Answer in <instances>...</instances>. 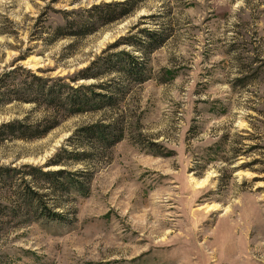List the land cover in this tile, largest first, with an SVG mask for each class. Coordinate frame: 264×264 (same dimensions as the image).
Wrapping results in <instances>:
<instances>
[{
	"label": "rangeland",
	"instance_id": "rangeland-1",
	"mask_svg": "<svg viewBox=\"0 0 264 264\" xmlns=\"http://www.w3.org/2000/svg\"><path fill=\"white\" fill-rule=\"evenodd\" d=\"M126 1L0 0V81L9 77L10 90L30 75L74 89L105 83L115 78L80 72L119 51L146 77L117 112L68 118L1 97L0 127L47 134L0 142V169L19 170L0 185V264H264V0H133L130 15L86 37L54 35L93 6ZM147 33L162 46L138 44ZM94 124L116 125L120 141L87 164L48 167ZM33 167L90 174L87 193L56 201L63 221L13 216L10 187L31 183Z\"/></svg>",
	"mask_w": 264,
	"mask_h": 264
},
{
	"label": "trees",
	"instance_id": "trees-1",
	"mask_svg": "<svg viewBox=\"0 0 264 264\" xmlns=\"http://www.w3.org/2000/svg\"><path fill=\"white\" fill-rule=\"evenodd\" d=\"M132 2L133 0H128L117 6L112 4L93 6L85 13L88 15L85 22L81 21V18L77 21H67L65 26L58 27L54 35L57 39L86 37L94 32L96 25L103 26L116 21L117 18L130 15L134 9ZM119 6L121 13L117 14V16L116 10L112 11V9ZM68 29L73 31L68 32ZM155 37L156 35L147 33V35L145 34V39L149 41L148 43L142 39H137L138 42H136L144 47L153 45L152 48H149L152 50L156 46H162L164 43V40L161 39L155 46V42H157ZM132 38L122 40L126 42L127 46L138 49L135 46L137 45L135 44L136 42ZM133 39L136 38L134 37ZM138 51L144 54L143 47L139 48ZM99 61L80 72L79 79L104 80L106 77H114L115 79H110L99 85L77 86L74 89L62 82H52L30 75L31 82L22 84L21 91L19 89L15 91L14 89H9L10 87L7 86L9 77H5L0 81V100L3 97L6 104L19 101L27 104L42 105L48 107L56 116L64 114V117L68 118L80 114L97 113L107 109L110 112H117L124 97L130 93V86L134 84L140 85L146 81L143 63L136 56L125 51H119L117 54H112L107 58L104 57L100 64L98 63ZM97 63L99 64L98 71H92L95 66L97 67ZM46 134V130L30 129L23 123L2 125L0 127V142L8 137L13 140L31 141L32 139H40ZM73 138H75L73 146H76V151L69 153L63 149L60 155L56 157V162L52 161L48 167H66L69 159L74 160L76 163L87 164L92 162V159L96 156L95 150L112 148L120 141L119 128L113 124L106 127L94 124L77 129ZM78 149L81 150L79 151ZM61 154L63 155L61 156ZM65 158L68 159L66 162L63 161ZM18 171L6 168L0 169L1 187L9 186L10 183L7 180L10 174L16 175L19 173ZM88 174L79 171L71 173L64 168L57 171L48 170L47 172H43L40 168H31L27 174L33 179L31 183L26 182L23 177L19 183L10 187V191L15 196L13 204L9 206L13 216L18 217L21 213H24L25 215H32L34 217L32 221H63V217L57 210H62L64 207L56 201L64 195L69 197L72 193H87L88 188L86 185L91 181V178L88 177L90 174ZM65 200H68V198Z\"/></svg>",
	"mask_w": 264,
	"mask_h": 264
}]
</instances>
